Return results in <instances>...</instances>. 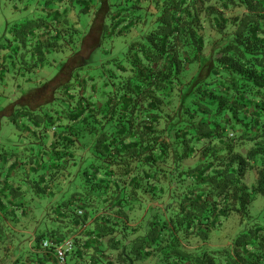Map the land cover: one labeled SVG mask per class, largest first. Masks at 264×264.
Here are the masks:
<instances>
[{
	"label": "trees",
	"instance_id": "trees-1",
	"mask_svg": "<svg viewBox=\"0 0 264 264\" xmlns=\"http://www.w3.org/2000/svg\"><path fill=\"white\" fill-rule=\"evenodd\" d=\"M13 1L31 18L0 42V82L10 70L43 68L62 41L80 52L82 14L92 12L90 30L99 21L96 47L140 35L101 79L90 71L77 74L79 84L67 78L93 66L96 47L63 65L59 88L70 107L61 115L25 111L22 123L51 140V186L38 192L54 199L43 214L54 225L25 245L20 187L0 184V264H59L54 249L67 239L65 264H264V214L250 213L264 197V0ZM79 165V188L71 187L65 173ZM233 214L251 220L211 246ZM48 239L54 246L43 248Z\"/></svg>",
	"mask_w": 264,
	"mask_h": 264
},
{
	"label": "rangeland",
	"instance_id": "rangeland-1",
	"mask_svg": "<svg viewBox=\"0 0 264 264\" xmlns=\"http://www.w3.org/2000/svg\"><path fill=\"white\" fill-rule=\"evenodd\" d=\"M92 17V12L87 18L84 14L80 17L81 25L78 27L80 35L85 32V40L81 39L84 42L81 41V44L79 42L80 52L77 45L62 41L64 43H62L63 45L61 44L62 46H55L53 51L47 53V61L49 62L43 68L33 71L31 79L26 76L24 80L21 74H15L14 71L10 70L5 76L6 80L1 81L2 84H0V121L2 122V129H0V175L9 180L8 184L10 186L17 185L20 187V193L17 195L18 200L24 203L27 216L30 218L29 220L24 219L23 232L26 234L27 239L25 245L28 244L30 239L34 238L38 229L42 230L54 225L53 221H48L43 215L49 205L54 202V199L47 192H38L39 185L43 186L51 183L47 173H49L50 163L53 161L52 157H49V151H51L52 147L40 140V132L46 135L45 132L38 131L37 134H34L30 131H24L15 125L8 116L3 115L2 112L5 110V113H8L11 111V107H14L13 112L16 115L14 117L19 119L21 127L22 121L26 123L29 121L28 116L24 115L26 110L34 113V119L45 118V114L56 118L57 113L61 115L64 110H68L70 107L67 97L63 95L64 88H59L60 82L62 83L66 79V76L61 75L63 65L68 66V68L74 67L78 60L81 61L85 56L89 57L91 51L94 50L90 60L93 66L88 68L89 64H87L85 69L77 67L78 69L67 77L70 78L69 82L79 84L83 76L89 71L91 74H99L97 77L101 79V73L104 72L105 67L110 65L107 61L110 58L123 57L125 55L128 44L139 32L136 30L127 36L116 37L112 40L104 39L96 47L101 39L99 21H96L91 30L90 25L84 26L92 20ZM29 18H31L30 12L23 10L20 3L13 0H0V42L11 37L10 28L14 23L25 21ZM85 19L87 21L84 22ZM76 36L78 37L79 33ZM92 48L95 49L92 50ZM63 73L65 74L66 71L64 70ZM77 74H80V80L76 78ZM18 85H21V87ZM28 88H30V93L26 95ZM73 94H75V90H73ZM25 102L29 104V107L25 105ZM47 133L52 136V130L49 129V125ZM11 156L19 161V165L13 174L7 177L9 166L5 165L4 162L6 159L10 161L12 159ZM27 159L28 164H26ZM84 166L80 168L79 165L73 168L74 176L71 178H67L68 173H65L67 181L72 182V186L70 182L67 183V188L68 184L71 187L76 186L79 188V171H83ZM43 173L46 174V181L40 180ZM249 177L251 178H249L248 182H252V176ZM49 185L51 186V184ZM6 194L9 197H13L10 190H6ZM250 213L252 219L263 218V196H259L253 202ZM247 220H251V218L249 217ZM247 220L241 222L240 218L235 214L225 219L223 226L212 232L209 244L213 247L228 244L236 232L238 233L246 228ZM150 263L152 262L147 261L140 264Z\"/></svg>",
	"mask_w": 264,
	"mask_h": 264
},
{
	"label": "crops",
	"instance_id": "crops-1",
	"mask_svg": "<svg viewBox=\"0 0 264 264\" xmlns=\"http://www.w3.org/2000/svg\"><path fill=\"white\" fill-rule=\"evenodd\" d=\"M33 72H31V73H21V76H22V78L25 80V78H26V76L28 77V79H31V74H32ZM6 80V77H5V79H4V81ZM0 84H2L1 82H0ZM30 93V88H28L27 90H26V95L27 94H29ZM25 105H27V107H29V104L28 103H26L25 102ZM12 109H11V111L10 112H6L5 113V110L2 112L3 113V115H5V116H8V118L11 120V118H12V115H13V110H14V107H11ZM17 109V108H16ZM20 122V121H19ZM1 121H0V129H2V126H1ZM19 127V126H18ZM19 128H21L22 130H24V131H30V132H32V133H34V134H36L34 131H36V129L34 128H31V129H29L28 127H27V125L26 124H24V123H22V127L20 126ZM40 140L42 141V142H45L46 143V145L47 144H49L50 143V139H49V137L47 136V135H45V134H40ZM11 160L10 161H8L7 159H6V161L4 162L5 163V165H7V166H9V168H10V166L14 163V170L12 171V173L11 174H13V172L16 170V168L18 167V165H19V161L17 160V159H14L13 158V156H11ZM26 164H28V159L26 160ZM28 166V165H27ZM29 168V167H28ZM16 177V176H15ZM14 178V177H13ZM8 181L9 180H7V178H5L4 176H1L0 175V184H3V185H8Z\"/></svg>",
	"mask_w": 264,
	"mask_h": 264
},
{
	"label": "built area",
	"instance_id": "built-area-1",
	"mask_svg": "<svg viewBox=\"0 0 264 264\" xmlns=\"http://www.w3.org/2000/svg\"><path fill=\"white\" fill-rule=\"evenodd\" d=\"M80 213H82L80 211ZM54 246L53 242L48 240H44L43 248L50 249ZM73 246L72 239H67L64 243L55 246V255L59 264H65L66 260V252L70 250Z\"/></svg>",
	"mask_w": 264,
	"mask_h": 264
}]
</instances>
